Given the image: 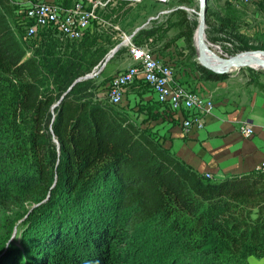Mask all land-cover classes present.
Listing matches in <instances>:
<instances>
[{
    "label": "trees",
    "instance_id": "obj_1",
    "mask_svg": "<svg viewBox=\"0 0 264 264\" xmlns=\"http://www.w3.org/2000/svg\"><path fill=\"white\" fill-rule=\"evenodd\" d=\"M12 10L11 1L0 0V78L12 79L16 86L11 96L16 103L9 128L15 143L11 158L15 163L34 166L30 171L34 173L36 182L25 184L30 181L26 177L31 173L27 171L8 177L0 170V236H4L12 219L10 215L17 208L28 202L40 203L49 193L50 199L54 197L55 173L50 165L51 158L47 160L43 156L48 138H56L60 144L63 164L58 171V180L66 193L62 194L57 208L52 207L51 200L39 206V211L47 209L46 214L44 220L37 223V229L34 227L32 230L33 234L25 235L30 236L29 244H24L25 249L17 244L5 259L4 240L0 242V256L5 260L1 264H133L135 253L143 250L140 245H146L151 239L138 237L140 244L138 240L134 243L128 230L125 235L115 237L105 227L92 229V221L85 224V221L93 219L91 215L86 219L81 217L84 209L93 208L94 216L100 222L103 214H100L102 209L95 210L98 209L97 204L99 208H107L101 190L106 197L122 192L125 205L135 210L131 226L154 223L163 229L167 240L160 248L167 247V241L180 237L187 245L197 248L209 243L212 247L208 252L218 255L221 263L230 254L247 252L258 258L264 257V171H254L222 182L201 177L123 116L103 106L82 102L89 80L79 82L57 107L51 124L53 133L50 129L48 135L45 118L49 111L77 79L92 74L116 44L105 40L106 46L100 45L98 39L102 37L97 33L72 42L63 41L54 32L47 31L39 38L41 45L35 56L26 58L21 37H18V34L24 37V31L18 29L17 33L14 32L8 20ZM177 14L179 20L175 28L179 34L166 46L184 38L190 52L189 59H193L206 81L227 80L228 74H215L198 63L195 29L185 11L177 10ZM206 24L211 25L208 18ZM213 25L227 39L225 42L233 45L231 55L264 51L262 0H250L247 5L226 2L214 14ZM158 32H152L147 40ZM136 45L142 44L137 42ZM6 99L7 95L0 88L1 106L11 104L10 100L6 103ZM24 115H28V130L25 122L18 121ZM26 131L28 135H25ZM24 136L29 138L25 140ZM29 143L35 153L31 163L26 156ZM14 178H17V185L11 181ZM76 196L80 198L79 203ZM72 198L76 199L75 203ZM83 200L89 203L86 205ZM235 205L257 208L258 218L247 220L232 214L230 209ZM77 208L79 211L76 212ZM54 216H60V225L67 224V227L62 228L64 232L58 226L55 232L46 234L45 229L49 230ZM74 216L80 219L72 224ZM38 236L42 238L38 239ZM35 243L34 255L32 248ZM40 250L43 251L44 263L35 257ZM22 254L24 258L28 257L23 259ZM192 260L181 257L180 262L205 264L198 258Z\"/></svg>",
    "mask_w": 264,
    "mask_h": 264
},
{
    "label": "rangeland",
    "instance_id": "obj_2",
    "mask_svg": "<svg viewBox=\"0 0 264 264\" xmlns=\"http://www.w3.org/2000/svg\"><path fill=\"white\" fill-rule=\"evenodd\" d=\"M9 1H11V4L16 2V0H9ZM226 2L229 1L228 0L208 1L209 8L207 13V18L209 19L211 25H207L206 38L210 42V44H212L214 49L217 50L216 51L217 53H220V55L222 56L225 54L229 56H233L231 55L234 50L233 45H230L228 42L226 43L225 41L227 39L223 35H221V33L219 32V28L213 25L214 14L218 10L216 7L223 6ZM129 4L130 3L127 1L124 2L118 1V3L113 8L112 14H110L109 21L126 32L127 31L131 32L135 28L137 29V27L143 25L142 28L138 31V34L135 35L134 44L135 43L137 44V42L141 43L142 45L147 44L151 48V50L156 52H163V53H165L166 49L175 48V53L173 55V58L177 57L180 60L183 58L182 55L183 50H187L186 58L184 60L185 62L181 66L182 68H180L183 69L185 73H180V71L177 72L176 71L177 67H175L174 75L176 77L181 76L187 82L206 81L202 72H200L199 69H197L193 59H189L190 52L187 49V44L184 38H181L175 43H172L169 47L166 46L168 43L174 41L177 35L179 34V30L175 28V24L178 23L179 20L177 10H182L187 13V18L191 26L196 31L199 25L198 13L200 10L198 0H170V2L167 5H160L158 3H155V1L153 0H145L142 4L138 6H132ZM12 6H13V10L11 16H9L10 18L7 15L9 22L14 21L15 6L13 4ZM170 10L173 11L168 14H164V12ZM154 31H159V32L154 37L149 38L147 40V36ZM94 33L96 34V32ZM117 33L119 32L112 29H104L101 32H97V34L102 37V39L100 38L98 39V43L102 46H106L105 40H110L111 42H114L116 46L121 44L123 40L117 35ZM55 35L56 37L58 36V38L63 39V37L59 33L56 32ZM18 37H21L19 39L22 41L21 42L22 46L26 51V58L35 56L37 49L41 45V40H39V38L41 37H39L38 39H31V40H25V38H23L19 34ZM63 41L66 40L63 39ZM113 49L114 48H112L110 52ZM128 51L129 50L126 47L122 49L120 48L111 58L109 63H107V65L101 70V74L99 77H93L91 79H87V81L88 80L90 81V84L88 85L89 88L83 93L85 94V96L83 97L82 102L89 103L93 106L100 105L107 109H111L113 113L123 116L125 119H127L128 121H130V123L134 125L135 118L134 117L132 118L127 108H125L130 106L131 100L124 101V104L122 106L114 107L109 103V99H108L109 90L107 85L111 81V79L109 80L111 74L124 70L125 68L130 67L132 65ZM196 56H197V51H196ZM228 75L229 78L227 80L220 81L218 83L225 86L222 87L223 95L228 97V99H231L232 96H241L243 97V99H247L256 94L264 95L263 68L254 69L250 67H244L238 71L233 70ZM15 87L16 86H14V80L6 77L0 78V88L2 89L3 93L7 95V99H6L7 101L5 102L7 103L10 100L9 103H11L10 105L9 104L8 105L5 104L4 106L0 105V168H1L0 170L5 174H7L8 177H13L16 176V174H20V172L27 171L31 173L29 177H26L30 181L25 182V184H33V182H36V179L34 173L31 172L30 170H34L33 168L34 166L32 167L31 164L21 165L15 163L11 158V151L15 150V143H14V137L9 132V128H10V121L14 117L13 105L15 102L13 101V99H11V96L14 95L15 93L14 92ZM147 88L148 87L143 88L142 89L143 92L148 91L149 88L148 89ZM56 109L50 110L45 118V128L48 131V135L49 133H51L50 132L51 124L56 116ZM143 111H145V108L140 107V109L136 113L140 114ZM133 113L135 114V112ZM27 118L28 115H24L21 119L18 120L20 122H25L27 128V129L25 128L26 130H28L29 127L27 125L28 124ZM136 128L138 129V127ZM25 135H28V131L25 132ZM23 138L27 140L29 136H24ZM26 153H28L26 154V156L27 159L29 158L28 159L29 163H31L32 162L31 160H33L35 153L30 149V143L26 147ZM43 156L47 160L49 159V157L51 158L49 160L50 165L52 166L53 173H55L54 184L52 186V189L56 187L55 189L56 191L54 192V197L50 199L51 194L49 193L46 196V198L40 203H30V202L24 203L21 208H17L16 211L10 215V218H12L11 222H9L5 230L4 236L3 235L0 236V242L4 240L2 244L6 248L3 254L5 259L10 255L12 250L15 249L17 244H21L24 247V249H25L24 244L25 243L29 244L28 240L30 236H25V235L26 234L28 235V233L33 234L32 230L34 229V227L36 228L37 223H41L44 220L46 214L45 212L47 209H43L39 211L41 209L39 208V206L45 203L46 201L51 200L52 207L57 208L59 206V202H61L62 194L66 193V189L65 190L63 189V185L59 184V180H58L59 177L58 171H60L61 166L63 164V158L61 156L60 144L55 142V138L54 139L48 138L46 144V150L44 151ZM16 180L17 178H14L11 181L14 184H16L15 183ZM101 191L100 194H102V198L104 196L103 200L106 203L107 208H104V206L103 207L101 206L102 208L101 207L99 208L97 204L98 209L95 210L101 211L102 209L100 214H103L102 218L100 219V222L97 219V216H94L95 212H93L94 210L93 208L84 209L81 212V217L83 219H86L89 217V215H91L93 219L85 221L86 222L85 224L92 221L93 224L92 229L96 227L98 228L100 227V229H102L105 227L107 232L111 235L114 234L115 237L121 236L123 234L125 235L126 230H128L129 235L132 236V242L134 243L138 240L137 242L138 244H140V240H141L140 238L141 237L145 238V236L151 239V241L149 243H146V245L144 246L140 245L143 250L135 253L134 257L136 259L133 261V264H183L182 262H180L181 257H187L190 258L191 260L192 259L197 260L198 258L204 260L205 264H264V257L258 258L255 255L247 254V252L243 255L230 254L229 257H227L226 259L224 258L223 263H221L218 255L214 256L211 252H208L209 251L208 248L212 247L211 245H209V243H207L203 248H197L193 245H187L184 242V239H179L180 237L178 239L175 238L174 241L173 239H171L172 241L171 240L167 241L166 242L167 247L160 248L163 246V243L167 240L166 233L163 231V229H160V227H158L154 223L138 224L136 226H131L130 223L135 214V210L125 205L123 201L124 198L122 192H120V195H114V196L110 195L111 197L107 195L108 197L107 198L105 192L103 190ZM76 198H79V196L78 197L76 196ZM71 201H74L75 203L76 199L72 198ZM77 202L78 203L80 202V198L77 200ZM83 203L87 205L89 202L83 200ZM77 211H79L78 208L76 209V212ZM230 212L238 217H243L247 220H256L258 218V209L250 205H235L230 209ZM36 213L38 214L36 215ZM79 219H80L79 216H74L72 224L76 223ZM59 220H60V216L59 218L58 216H54L51 222L52 225H50L49 230L45 229V233L50 234L53 231L55 232L58 229V226H60L62 231H63L62 228L66 229L67 224L64 226L60 225ZM104 223L106 224V226H104L105 225ZM44 225L46 226V224ZM47 227H49V225ZM165 230L168 231L166 228ZM162 234L164 236H162ZM138 237L140 238L138 239ZM41 238H42L41 236H38V239ZM152 238H154L155 241H153ZM205 241H211V240L205 239ZM215 241H217L216 238ZM136 246L139 247V245ZM35 248H37L36 243L32 249L34 250ZM33 253L35 255V250L33 251ZM27 257L28 256L24 258L22 254L23 259H26ZM35 257L39 261L44 263L43 251L40 250V254L36 255ZM4 258L1 257L0 264L5 261L3 260ZM143 258H144V263L142 262Z\"/></svg>",
    "mask_w": 264,
    "mask_h": 264
},
{
    "label": "built area",
    "instance_id": "obj_3",
    "mask_svg": "<svg viewBox=\"0 0 264 264\" xmlns=\"http://www.w3.org/2000/svg\"><path fill=\"white\" fill-rule=\"evenodd\" d=\"M118 1H127L132 6H138L145 0H16L13 25L14 32L24 31L25 40L38 39L45 32L59 33L63 39L77 42L85 36L104 29L116 30L123 40L122 47H126L134 64L114 76L109 84V103L116 107L122 106L128 88L141 83L149 88L153 100L166 106L170 113L185 114L182 127L185 133L201 131L205 128L206 116L215 108L211 98L206 97L190 88L188 82L179 83L174 75L176 62L185 60L187 50H183V58L159 59L147 45L134 44V37L141 28L128 34L120 27L109 21L114 6ZM160 5L170 0H153ZM235 5H247L250 0H228ZM264 2V0H262ZM173 10L166 11L168 14ZM216 47V46H215ZM219 48V47H217ZM220 52V50H219ZM224 57L229 55L225 54ZM101 69L95 68L92 78L97 76ZM250 125H243L239 132L245 139L253 135ZM264 171V163L256 168ZM212 179L210 174L204 175Z\"/></svg>",
    "mask_w": 264,
    "mask_h": 264
},
{
    "label": "crops",
    "instance_id": "obj_4",
    "mask_svg": "<svg viewBox=\"0 0 264 264\" xmlns=\"http://www.w3.org/2000/svg\"><path fill=\"white\" fill-rule=\"evenodd\" d=\"M219 7L216 8L219 10ZM135 29L127 33L131 34ZM153 53L159 59L173 58L175 48L166 49L165 53ZM129 57L133 65V59ZM184 62H176L177 72L185 73L180 69ZM124 70L112 73L109 80ZM177 80L179 83L187 82L181 76ZM218 83L188 82L190 88L211 98L215 104L205 118L204 130L189 133H185L182 127L185 114H172L166 106H160L153 100L148 88L143 92L142 89L147 86L137 83L128 88L125 95V101L131 100L130 106L125 108L135 118L136 127L146 131L166 151L201 177L210 174L214 182L253 173L264 163V95L256 94L247 99L232 96L228 99L223 95L222 87L225 86ZM140 107H144L145 111L137 114ZM246 124L255 131L254 137L249 139L243 138L239 132Z\"/></svg>",
    "mask_w": 264,
    "mask_h": 264
},
{
    "label": "water",
    "instance_id": "obj_5",
    "mask_svg": "<svg viewBox=\"0 0 264 264\" xmlns=\"http://www.w3.org/2000/svg\"><path fill=\"white\" fill-rule=\"evenodd\" d=\"M199 2V25L195 31L194 42L197 51V61L198 63L206 68L207 70L218 74L225 75L231 73L233 70H240L244 67L255 68V66L261 67L264 69V60L260 59L259 55H264V51H246L241 52L239 54L233 56L224 57L217 53L216 49L210 44V42L206 38V29H207V13H208V0H198ZM122 43L117 45L108 55L105 57L104 61L100 63L98 66L101 67V70L109 63L111 58L115 55V53L122 47ZM207 56L209 59H207ZM211 60V61H210ZM212 61L219 62L218 65L212 63ZM96 67V68H98ZM92 74L87 75L85 77L77 79L71 87L67 90V92L61 97L59 102L55 104L52 109L55 110L58 106H60L65 99V97L71 92V90L81 81L91 79ZM51 132L53 130L51 128ZM55 142L59 143L55 138Z\"/></svg>",
    "mask_w": 264,
    "mask_h": 264
},
{
    "label": "bare ground",
    "instance_id": "obj_6",
    "mask_svg": "<svg viewBox=\"0 0 264 264\" xmlns=\"http://www.w3.org/2000/svg\"><path fill=\"white\" fill-rule=\"evenodd\" d=\"M259 57H260V59L264 60V55H259ZM207 59H209L208 56H207ZM210 61H211V60H210ZM212 63L215 64V65H218V64H219V62H217V61H212ZM260 68H261V67L255 66L254 69H260ZM100 74H101V72H100L97 76H95V77H99ZM142 85H143V84H142ZM143 86H144V85H143ZM108 90H109V86H108ZM250 129L253 130V135L250 137V138H252V137L254 136V134H255V131H254V129L251 128V127H250Z\"/></svg>",
    "mask_w": 264,
    "mask_h": 264
}]
</instances>
